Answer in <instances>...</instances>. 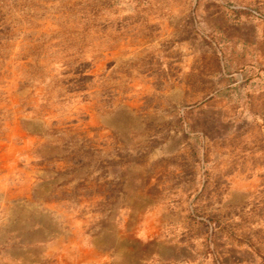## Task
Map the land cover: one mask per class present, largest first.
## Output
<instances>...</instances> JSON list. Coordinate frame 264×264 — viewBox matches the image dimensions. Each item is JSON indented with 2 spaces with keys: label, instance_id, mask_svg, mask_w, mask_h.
Wrapping results in <instances>:
<instances>
[{
  "label": "rangeland",
  "instance_id": "rangeland-1",
  "mask_svg": "<svg viewBox=\"0 0 264 264\" xmlns=\"http://www.w3.org/2000/svg\"><path fill=\"white\" fill-rule=\"evenodd\" d=\"M4 1L0 264H264V0Z\"/></svg>",
  "mask_w": 264,
  "mask_h": 264
},
{
  "label": "trees",
  "instance_id": "trees-1",
  "mask_svg": "<svg viewBox=\"0 0 264 264\" xmlns=\"http://www.w3.org/2000/svg\"><path fill=\"white\" fill-rule=\"evenodd\" d=\"M5 1L0 0V59L3 57L2 48L6 41L11 39L13 34V24L10 17H8L7 10H4ZM27 82V81H26ZM2 109L0 108V131L2 130Z\"/></svg>",
  "mask_w": 264,
  "mask_h": 264
}]
</instances>
